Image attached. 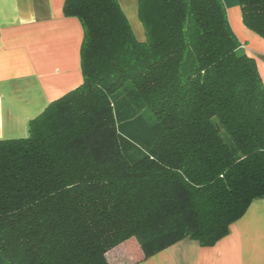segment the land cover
Masks as SVG:
<instances>
[{"label": "trees", "instance_id": "obj_1", "mask_svg": "<svg viewBox=\"0 0 264 264\" xmlns=\"http://www.w3.org/2000/svg\"><path fill=\"white\" fill-rule=\"evenodd\" d=\"M66 0L83 83L0 140V264H110L214 246L264 199V81L223 0ZM264 39V0H239Z\"/></svg>", "mask_w": 264, "mask_h": 264}, {"label": "crops", "instance_id": "obj_2", "mask_svg": "<svg viewBox=\"0 0 264 264\" xmlns=\"http://www.w3.org/2000/svg\"><path fill=\"white\" fill-rule=\"evenodd\" d=\"M66 0H0V140L28 136L29 122L83 83L78 18ZM136 38L146 41L138 0H118ZM243 50L264 81V39L243 24L239 0H223ZM238 18V19H237ZM110 264H264V199L254 201L214 246L184 239L145 259L135 239L107 254Z\"/></svg>", "mask_w": 264, "mask_h": 264}, {"label": "bare ground", "instance_id": "obj_3", "mask_svg": "<svg viewBox=\"0 0 264 264\" xmlns=\"http://www.w3.org/2000/svg\"><path fill=\"white\" fill-rule=\"evenodd\" d=\"M238 19V18H237Z\"/></svg>", "mask_w": 264, "mask_h": 264}]
</instances>
